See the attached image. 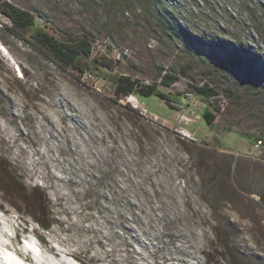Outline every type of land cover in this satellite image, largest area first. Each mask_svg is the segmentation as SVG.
Instances as JSON below:
<instances>
[{
    "label": "rangeland",
    "instance_id": "1",
    "mask_svg": "<svg viewBox=\"0 0 264 264\" xmlns=\"http://www.w3.org/2000/svg\"><path fill=\"white\" fill-rule=\"evenodd\" d=\"M9 1L44 13L56 36L89 34L91 55L111 66L75 78L0 13V236L16 249L32 241L30 264H264V162L252 150L264 133V56L254 50L264 38L249 22L254 0H167L184 41L143 0ZM234 36L252 62L229 57ZM109 42L128 49L122 62L105 56ZM165 72L178 77L160 86L170 104L135 93L147 112L131 114L115 100L113 77L151 83ZM203 84L218 91L210 125L185 118L206 105L184 97Z\"/></svg>",
    "mask_w": 264,
    "mask_h": 264
},
{
    "label": "trees",
    "instance_id": "2",
    "mask_svg": "<svg viewBox=\"0 0 264 264\" xmlns=\"http://www.w3.org/2000/svg\"><path fill=\"white\" fill-rule=\"evenodd\" d=\"M124 0H118L117 2H123ZM143 7H150L152 9L153 19L160 26V28L169 35L172 39L186 40L188 34L183 32L184 30L178 29L174 25H180L176 17V9L171 8L168 5L167 0H143ZM246 3H251L250 0H244ZM256 7H252L253 5ZM251 5L247 4L248 11L250 12L249 22L255 26L256 32L264 38V28L259 25H263L262 18H256L257 11H262L264 16V0H254ZM0 13L7 18L10 22L9 29L21 39L26 41L31 48L50 61L59 70L68 72V70H75L78 75L75 78H79V74L88 72L91 73L92 67L98 64L111 66L109 60L103 55L96 56L91 55L92 42L89 34H81L78 36H56L53 30H51V21L44 13H34L31 10L18 6L9 0H0ZM178 29V30H177ZM237 36V35H236ZM240 37V35H238ZM237 43L233 45L232 49L228 51V55L232 60L239 62H247L251 55L250 49L243 47L242 39L233 37ZM202 44L210 46L212 41H207L204 37H200ZM199 50V49H197ZM201 50V49H200ZM255 51H260L264 56V47L256 46ZM190 51V50H189ZM259 58L256 57L255 60ZM252 62V58H250ZM182 72V71H180ZM185 74V71L182 72ZM159 81L146 83L130 77L128 74H119L113 77V94L115 100L129 93H137L143 96L156 95L165 99L168 103L173 102L169 96L161 91L160 86H168L175 82L178 77L170 72H165L159 75ZM192 94L194 97L200 96L205 100L204 108L200 111L201 117L207 124H212L218 107H215L213 101L210 99L218 94L217 87L203 84L194 85ZM170 104V103H169ZM127 113L135 112L129 106L123 107ZM264 140V133L260 137L256 138ZM37 223L42 226L43 229H48L50 226L41 220ZM42 239V237H40Z\"/></svg>",
    "mask_w": 264,
    "mask_h": 264
},
{
    "label": "built area",
    "instance_id": "3",
    "mask_svg": "<svg viewBox=\"0 0 264 264\" xmlns=\"http://www.w3.org/2000/svg\"><path fill=\"white\" fill-rule=\"evenodd\" d=\"M93 45V44H92ZM94 46V45H93ZM92 46V49H93ZM105 48L107 50V53H105V56H110L113 61L115 62H122L125 58V56L128 54V49L127 48H118L114 43L109 42L108 44L105 45ZM88 73V72H85ZM90 74V73H89ZM192 96V93L190 92H185L184 97L187 99ZM119 102L127 105L129 107H131L134 110H137L143 114H145L147 112V109L142 107V105L139 102V99L137 98V96L133 93H129L126 94L124 96H121L119 99ZM156 116V115H155ZM186 119H191V120H198L201 118V114H196L194 116V118H192L191 116H185ZM182 136L183 137H189L190 136V131L187 129H184L181 131ZM262 148V144L260 140H255L253 141L252 144V150L254 151H258L259 153V157L262 159V161L264 162V149Z\"/></svg>",
    "mask_w": 264,
    "mask_h": 264
},
{
    "label": "clouds",
    "instance_id": "4",
    "mask_svg": "<svg viewBox=\"0 0 264 264\" xmlns=\"http://www.w3.org/2000/svg\"><path fill=\"white\" fill-rule=\"evenodd\" d=\"M19 243V242H18ZM31 261V260H30Z\"/></svg>",
    "mask_w": 264,
    "mask_h": 264
},
{
    "label": "bare ground",
    "instance_id": "5",
    "mask_svg": "<svg viewBox=\"0 0 264 264\" xmlns=\"http://www.w3.org/2000/svg\"><path fill=\"white\" fill-rule=\"evenodd\" d=\"M5 260V259H4Z\"/></svg>",
    "mask_w": 264,
    "mask_h": 264
}]
</instances>
